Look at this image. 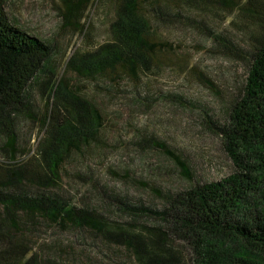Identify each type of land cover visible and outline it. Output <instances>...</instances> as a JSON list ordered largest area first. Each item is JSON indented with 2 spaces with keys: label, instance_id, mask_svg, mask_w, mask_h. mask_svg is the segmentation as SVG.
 <instances>
[{
  "label": "rangeland",
  "instance_id": "374dc122",
  "mask_svg": "<svg viewBox=\"0 0 264 264\" xmlns=\"http://www.w3.org/2000/svg\"><path fill=\"white\" fill-rule=\"evenodd\" d=\"M72 1L5 0L10 23L52 53L28 109L15 119L16 160L34 154L42 140L39 122L53 82L78 90L100 112L102 125L94 140L69 155L58 186L47 191L72 213L53 220L43 212L0 217L12 236L0 246V262L23 252L22 260L35 264H191L192 242L169 232L160 214L168 196L231 174L215 128L245 78L250 37L258 29L232 5L186 1L158 23L160 62L134 78H83L66 63L107 41L113 7L111 0H89L75 14L67 8ZM10 161L0 152L2 167Z\"/></svg>",
  "mask_w": 264,
  "mask_h": 264
},
{
  "label": "trees",
  "instance_id": "16d2710c",
  "mask_svg": "<svg viewBox=\"0 0 264 264\" xmlns=\"http://www.w3.org/2000/svg\"><path fill=\"white\" fill-rule=\"evenodd\" d=\"M88 1L73 0L67 8L77 14ZM186 1L190 0H111L107 41L77 53L66 68L90 79L115 73L134 78L140 70H149L164 50L156 35L159 21ZM218 4L234 6L258 29L250 37L245 78L215 128L232 172L217 182L168 196L160 215L169 232L192 242L191 264H264V0ZM4 5L0 0V152L11 165H0V217L13 220L19 212H43L53 220L72 210L47 191L58 186L60 168L69 155L96 138L102 117L78 90L53 82L48 88L51 101L39 122L42 140L34 154L16 160L15 119L28 109L31 89L52 53L48 44L12 25ZM155 146L175 157L162 144ZM11 243L0 221V246ZM25 254L6 257L0 264H35L34 258L23 261Z\"/></svg>",
  "mask_w": 264,
  "mask_h": 264
}]
</instances>
